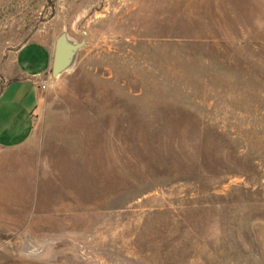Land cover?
<instances>
[{
  "label": "rangeland",
  "instance_id": "rangeland-1",
  "mask_svg": "<svg viewBox=\"0 0 264 264\" xmlns=\"http://www.w3.org/2000/svg\"><path fill=\"white\" fill-rule=\"evenodd\" d=\"M63 31L0 264H264V0H0V85Z\"/></svg>",
  "mask_w": 264,
  "mask_h": 264
},
{
  "label": "crops",
  "instance_id": "crops-1",
  "mask_svg": "<svg viewBox=\"0 0 264 264\" xmlns=\"http://www.w3.org/2000/svg\"><path fill=\"white\" fill-rule=\"evenodd\" d=\"M26 45L16 49L12 74L0 85V162L4 154L18 152L32 135L42 96L40 84L50 76L54 44L43 42L37 47L40 56H31L29 62L20 65L19 55Z\"/></svg>",
  "mask_w": 264,
  "mask_h": 264
},
{
  "label": "water",
  "instance_id": "water-1",
  "mask_svg": "<svg viewBox=\"0 0 264 264\" xmlns=\"http://www.w3.org/2000/svg\"><path fill=\"white\" fill-rule=\"evenodd\" d=\"M84 43V39L80 42L71 40L65 31L57 36L54 42L50 69V75L53 79H57L62 74L72 69L77 58V53Z\"/></svg>",
  "mask_w": 264,
  "mask_h": 264
},
{
  "label": "built area",
  "instance_id": "built-area-1",
  "mask_svg": "<svg viewBox=\"0 0 264 264\" xmlns=\"http://www.w3.org/2000/svg\"><path fill=\"white\" fill-rule=\"evenodd\" d=\"M53 78L51 77V75L47 78V79H45L43 82H42V84H40V88L41 89H45V87L46 86H48V85H50V84H52L53 83Z\"/></svg>",
  "mask_w": 264,
  "mask_h": 264
}]
</instances>
